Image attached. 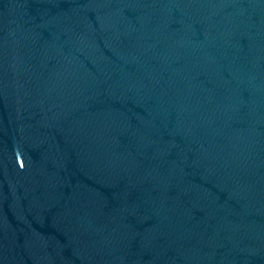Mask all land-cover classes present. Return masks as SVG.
<instances>
[{"label":"water","instance_id":"1","mask_svg":"<svg viewBox=\"0 0 264 264\" xmlns=\"http://www.w3.org/2000/svg\"><path fill=\"white\" fill-rule=\"evenodd\" d=\"M0 264H264V0H0Z\"/></svg>","mask_w":264,"mask_h":264}]
</instances>
